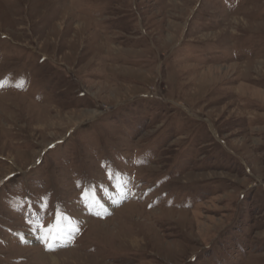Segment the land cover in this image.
Returning <instances> with one entry per match:
<instances>
[{
    "label": "rangeland",
    "instance_id": "obj_1",
    "mask_svg": "<svg viewBox=\"0 0 264 264\" xmlns=\"http://www.w3.org/2000/svg\"><path fill=\"white\" fill-rule=\"evenodd\" d=\"M0 264H264V0H0Z\"/></svg>",
    "mask_w": 264,
    "mask_h": 264
},
{
    "label": "snow or ice",
    "instance_id": "obj_2",
    "mask_svg": "<svg viewBox=\"0 0 264 264\" xmlns=\"http://www.w3.org/2000/svg\"><path fill=\"white\" fill-rule=\"evenodd\" d=\"M122 184V182H121ZM120 185H117L119 187ZM43 208L44 210L47 209V202L43 201ZM99 215V213H97ZM61 217L58 215L57 219L59 220ZM37 227L40 229L42 234V239L45 242L46 246L49 248H52L55 246L57 241H68L74 238L75 233L78 232V229L72 228L70 230H64L61 228H58L56 226H50V227H44L43 224L38 223ZM62 246H66L62 245Z\"/></svg>",
    "mask_w": 264,
    "mask_h": 264
},
{
    "label": "bare ground",
    "instance_id": "obj_3",
    "mask_svg": "<svg viewBox=\"0 0 264 264\" xmlns=\"http://www.w3.org/2000/svg\"><path fill=\"white\" fill-rule=\"evenodd\" d=\"M124 194H125V192H124L123 189H121L120 192L113 194V196H112L113 202H115V203L119 202L122 199V197L124 196ZM94 208H95V210H97V211L102 213V212H105L107 210V204L106 203H99L98 205H95V207H93V209ZM62 242H65V241H62ZM50 258H51L52 262L53 261L56 262V258L55 257L50 256Z\"/></svg>",
    "mask_w": 264,
    "mask_h": 264
}]
</instances>
